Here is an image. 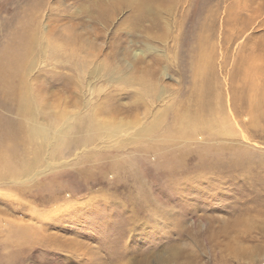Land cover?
I'll use <instances>...</instances> for the list:
<instances>
[{
	"label": "rangeland",
	"instance_id": "obj_1",
	"mask_svg": "<svg viewBox=\"0 0 264 264\" xmlns=\"http://www.w3.org/2000/svg\"><path fill=\"white\" fill-rule=\"evenodd\" d=\"M7 75L48 160L0 264H264V0H0Z\"/></svg>",
	"mask_w": 264,
	"mask_h": 264
},
{
	"label": "bare ground",
	"instance_id": "obj_2",
	"mask_svg": "<svg viewBox=\"0 0 264 264\" xmlns=\"http://www.w3.org/2000/svg\"><path fill=\"white\" fill-rule=\"evenodd\" d=\"M21 78L24 79V81L20 83L19 86H16L14 82L12 81L11 77H9L8 75L1 77L0 90L4 91L6 94V96H3L4 101L3 102L0 101V104L3 108H4V105L6 104L7 98L17 97L18 96V94L16 93L17 90L20 88H23L24 85L26 87L29 85V82H30L29 75H24ZM120 79L121 78H117V80H120ZM30 93H31L30 96L33 98V101H35L37 99V96L33 93L32 88L30 90ZM12 114L15 116V120L12 121L13 122L12 128L8 129V132L10 133L0 128V184L7 187V186L22 185L24 182L30 183L28 187H22V186H18V187H19L20 192L23 191L24 193L25 191L26 192L28 191L30 192L29 194L31 195L35 191V189L33 188L34 186H32V183L37 178L38 171H39L38 170L39 162L41 160H46V161L48 160L47 158L48 151L47 149H45V146H38L36 141H33L30 133L26 130V126L25 124H23L24 122L21 120L20 115H15L13 112ZM27 119H28L27 121H29V123L33 126L39 123V117H37V114L35 113H29ZM204 120L205 119H203V121ZM181 121L182 120L179 119L178 123H181ZM120 122L122 123L121 127H119L121 124L116 123L115 125H112L109 128V132L111 133L110 134L111 136H115L117 133L121 131L120 129L124 126V122L123 121H120ZM39 126L40 127L44 126L43 122L39 123ZM32 129L34 128L32 127ZM90 130H93V129H90ZM151 133H152V130L150 129V130H147V132L140 133V136H134L133 139L142 140V139L147 138V136ZM21 208H22V205H21ZM15 209L18 210L15 212H20L21 210L20 207L15 208ZM33 211L34 212H33L32 217L34 215H37L36 210L34 209ZM19 215L24 217V215H22L21 212L19 213ZM23 231L26 232L25 230ZM26 234L28 233L26 232ZM24 243L25 241L21 239L16 242L14 241L13 245L15 247L21 245L22 249L27 248L26 250L28 251L29 247L24 246ZM9 245H12V242H10ZM178 258H179L178 251L176 250V248L172 247L168 253L169 263L171 261H175ZM184 258L186 259V260L184 259V261L189 260V257L187 256H185ZM134 264H139V263L134 262Z\"/></svg>",
	"mask_w": 264,
	"mask_h": 264
}]
</instances>
